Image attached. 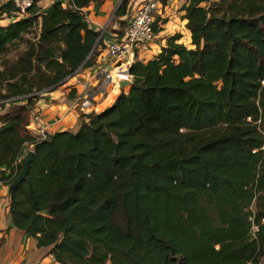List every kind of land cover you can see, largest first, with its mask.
<instances>
[{
	"label": "trees",
	"instance_id": "16d2710c",
	"mask_svg": "<svg viewBox=\"0 0 264 264\" xmlns=\"http://www.w3.org/2000/svg\"><path fill=\"white\" fill-rule=\"evenodd\" d=\"M38 1L18 21L11 2L0 5L13 21L0 25V55L33 35L0 67V187L33 152L8 192L10 228L56 264H262L264 0H184L189 46L175 33L130 66L128 93L42 141L31 132L38 102L93 69L107 46L84 15L102 0L44 11ZM130 15L122 0L114 38Z\"/></svg>",
	"mask_w": 264,
	"mask_h": 264
},
{
	"label": "crops",
	"instance_id": "0c3cea01",
	"mask_svg": "<svg viewBox=\"0 0 264 264\" xmlns=\"http://www.w3.org/2000/svg\"><path fill=\"white\" fill-rule=\"evenodd\" d=\"M53 1L39 0L38 7L41 11H44ZM137 1L127 0V9L132 12L138 5ZM173 1L167 0L164 11L161 12L162 9L160 10L161 19H165L166 23L160 26L162 30L158 34H154L152 42L145 49H140L135 53V62L151 60L165 46L166 40L175 33L182 34V43L185 46H189V35L185 29L186 21L182 19L183 12L180 11L178 13L179 17L177 15L171 16L172 9L176 8ZM121 2L122 0H102L100 3H92L84 9L85 21L88 27L99 32L106 45L113 41L116 35L115 32L119 31L118 24L113 23L112 19ZM178 3L183 5L184 0H179ZM177 18L179 19V24L175 22ZM10 22L13 21L9 19L0 20V25L6 26ZM81 76L88 80L92 86H95L94 89L97 93H105L107 91L104 81L95 80L92 77V69L82 71ZM73 79L75 80L76 77ZM73 79L65 84L67 85L66 87L63 85V87L50 93L46 100H41L38 103L42 120L39 119V116L35 120L39 119L38 126L41 125L45 128L47 134L52 135L63 131L75 132L79 127L81 115L104 111L115 102L119 95V92L109 94L103 100L100 96H97L93 100L91 99V104L84 106L83 102L78 100L79 95L83 92L82 88L78 87L76 89L75 98L69 92L71 90L68 86L72 84ZM129 89V86L125 87L124 94L128 93ZM8 192V187H0V264H56L52 257L44 256L45 251L38 249L33 239L27 238L21 232L10 228Z\"/></svg>",
	"mask_w": 264,
	"mask_h": 264
},
{
	"label": "built area",
	"instance_id": "2783aa9c",
	"mask_svg": "<svg viewBox=\"0 0 264 264\" xmlns=\"http://www.w3.org/2000/svg\"><path fill=\"white\" fill-rule=\"evenodd\" d=\"M13 6L12 19L18 21L27 17L28 10L33 7L35 0H8ZM137 7L131 12L123 36L119 39L114 38L108 43L104 53L99 56L96 66L92 69L95 80L104 81L107 86L106 92L97 93L95 86L83 78L81 75H75L71 79L70 89H83L78 100L83 102L84 106L91 104V99L100 96L103 99L109 94L119 92V83L121 81H131L130 66L135 62V53L140 49H145L153 40V24L155 16L162 9L161 0H138ZM69 79L68 82L71 80ZM85 81H83V80ZM39 103V102H38ZM39 128V126H38ZM38 128H34L37 130ZM47 137L46 130L42 127L37 131L38 140H44Z\"/></svg>",
	"mask_w": 264,
	"mask_h": 264
},
{
	"label": "rangeland",
	"instance_id": "374dc122",
	"mask_svg": "<svg viewBox=\"0 0 264 264\" xmlns=\"http://www.w3.org/2000/svg\"><path fill=\"white\" fill-rule=\"evenodd\" d=\"M3 1L4 0H0V5L3 3ZM174 2V3H173ZM172 3L174 4V6H176V8L175 9H172V11H171V16H174V15H177L178 16V13L180 12V8H181V4H179L178 2H179V0H174ZM181 5V6H180ZM179 17V16H178ZM0 20H4V19H0ZM175 22L176 23H178L179 24V19L177 18L176 20H175ZM32 37H33V35L31 34V35H27V36H24V38H23V41H21V42H19V43H17L16 45H14V46H11L10 48H9V51H8V53L7 54H5V55H0V67H1V63H2V61H14L15 59H16V57L18 56V54H20L24 49H25V47H26V41H28V40H31L32 39ZM152 42V41H151ZM150 42V43H151ZM83 80V79H82ZM83 81H85V80H83ZM67 84V83H66ZM67 85H65V87H66ZM70 86L71 85H69L68 87L70 88ZM63 87V86H62ZM67 87V88H68ZM70 92V91H69ZM108 102V101H107ZM106 102V103H107ZM48 104V103H47ZM40 113H41V111H40ZM96 113H98V112H96ZM37 114H39V113H37ZM30 116H31V114H30ZM39 119L40 120H42V117H41V115L39 116ZM38 119V120H39ZM38 120H34V119H32V130H31V132H35V136L37 137V131L39 130V129H41L42 128V126L40 125L39 126V128H38ZM34 128H38L37 130H35ZM45 129V128H44ZM33 132V133H34ZM28 149L29 148H25L24 149V151H23V155H22V157L23 158H25L26 157V154H27V152H28ZM251 209L253 210V211H255V202H253V204H252V206H251ZM262 264H264V258L262 259V262H261Z\"/></svg>",
	"mask_w": 264,
	"mask_h": 264
},
{
	"label": "water",
	"instance_id": "95a60500",
	"mask_svg": "<svg viewBox=\"0 0 264 264\" xmlns=\"http://www.w3.org/2000/svg\"><path fill=\"white\" fill-rule=\"evenodd\" d=\"M128 86L129 87L131 86V81H129V80L121 81L119 83L120 94H124V88L128 87ZM32 157H33V152L32 151H28V153L26 155V158L22 162L21 171L18 174V176L15 179V181L9 187V190L15 188L26 177L29 165H30L31 160H32Z\"/></svg>",
	"mask_w": 264,
	"mask_h": 264
}]
</instances>
